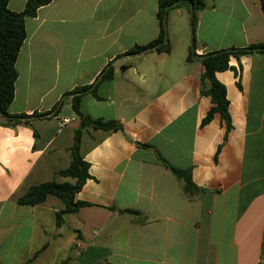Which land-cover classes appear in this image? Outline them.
<instances>
[{"label": "crops", "instance_id": "1", "mask_svg": "<svg viewBox=\"0 0 264 264\" xmlns=\"http://www.w3.org/2000/svg\"><path fill=\"white\" fill-rule=\"evenodd\" d=\"M26 2L8 0V9ZM202 2L196 55L264 44L259 0ZM157 12L158 0H53L25 17L7 113L32 118L0 119V264H264V54L230 57L215 73L230 129L217 113L203 124L212 103L200 60L187 61V11L167 14L169 53L131 52L158 39ZM109 68L111 80L81 93V111L122 128L82 129L90 178L75 202L89 206L57 228L58 199L16 201L31 186L67 180L57 173L71 162L79 118L62 98ZM64 118L73 121L61 126ZM171 168L189 171L197 190L185 192Z\"/></svg>", "mask_w": 264, "mask_h": 264}, {"label": "trees", "instance_id": "2", "mask_svg": "<svg viewBox=\"0 0 264 264\" xmlns=\"http://www.w3.org/2000/svg\"><path fill=\"white\" fill-rule=\"evenodd\" d=\"M53 0H27L22 12H12L8 9V0H0V119L3 124L19 122L17 119H11L7 113V108L14 98V84L17 79L15 62L19 50L25 40V17H34L38 8L49 4ZM193 4V17L190 18V27L192 40L195 43V25L197 21V13L203 8L202 0H158L157 17L161 26V32L156 41L146 47H137L131 52L143 51L153 45L163 41L165 30L163 27V15L167 10V14L171 10L184 8L187 13L190 12V4ZM260 8L264 10V0H259ZM257 48H264V44L251 45L246 48L233 49L232 51H218L210 56H205L200 60L204 68L201 75L202 93L208 96L212 106L203 119V124L209 123L214 114H219L225 123L227 131L230 129V119L228 114V101L226 99L225 87L215 78V73L229 69V58L239 59L241 56L252 55L254 53L264 54V51H256ZM171 50L169 43L158 46L157 52L169 53ZM187 61H192L191 53L187 56ZM113 78V70L109 68L104 72L102 80H111ZM91 86H84L74 89L72 93L76 94L70 99L73 112L79 118V128L75 131L73 144L70 148L71 162L69 166L57 173L59 177L67 179L64 182H44L31 186L16 203L19 206H37L44 203L49 197L60 200L63 208L55 213V225L60 228L64 224L65 216L75 214L81 208L89 206L84 202H75V195L81 190L82 186L90 178L88 173L89 165L80 154L81 132L84 128H93L104 131L121 130V125L116 121H103L101 119H92L81 111V93L87 91ZM95 89L91 91L94 95ZM68 95V94H66ZM50 114V113H48ZM44 117V115H33ZM18 117H27L24 115ZM29 123V120L25 121ZM36 135V133H35ZM174 176L184 182V189L187 193H193L197 188L193 185L190 172L181 171L171 168ZM70 180V181H69ZM139 217V222H143L144 218L138 212L130 211ZM30 260L25 264H30Z\"/></svg>", "mask_w": 264, "mask_h": 264}, {"label": "water", "instance_id": "3", "mask_svg": "<svg viewBox=\"0 0 264 264\" xmlns=\"http://www.w3.org/2000/svg\"><path fill=\"white\" fill-rule=\"evenodd\" d=\"M189 4H190V12H189V16H190V18H192V17H193V13H194V10H193V4H192L191 2H189ZM167 10H168V9H166V10L164 11V15H163V27H164V30H165V27H166V21H167ZM166 43H167V38H166V34H165V37H164V39H163L162 42H160V43H158V44H156V45H153L152 47H149V48H147V49H145V50L139 52L138 54H143V53H145V52H147V51L154 50V49H156L158 46L164 45V44H166ZM190 47H191V58H192L193 60H201V59L204 58L205 56H210V55L214 54V53H210V54L203 55V56L196 55V54L194 53V48H193V47H194V42H193V40H192V33H191V43H190ZM232 50H233V49H230V50H227V51H232ZM255 50H256V51H264V48H257V49H255ZM130 67H131V64H130V63H125V64L121 67V70H122V71H125L126 69H128V68H130ZM104 72H105V71H103V72L99 75V77L95 80V82L93 83V85H92L88 90H92V89L98 84V82L100 81V79L103 77ZM75 95H76V94H68V95H64L63 98H62V100H63L64 98H72V97H74ZM61 104H62V101L59 102V103L57 104V107L55 108V110L53 111V113L57 112V110H58V108L61 106ZM31 118H32V117H11V119H17V120H23V121L29 120V119H31Z\"/></svg>", "mask_w": 264, "mask_h": 264}, {"label": "rangeland", "instance_id": "4", "mask_svg": "<svg viewBox=\"0 0 264 264\" xmlns=\"http://www.w3.org/2000/svg\"><path fill=\"white\" fill-rule=\"evenodd\" d=\"M186 19V18H185ZM165 34H166V38H167V40H168V37H167V21H166V27H165ZM77 123H73L72 125H76ZM57 199V198H56ZM60 201V200H59ZM62 204V203H61ZM48 217V216H47ZM46 221H47V226H48V228H50V226H51V221H50V219H49V217L48 218H46ZM51 229V228H50Z\"/></svg>", "mask_w": 264, "mask_h": 264}, {"label": "built area", "instance_id": "5", "mask_svg": "<svg viewBox=\"0 0 264 264\" xmlns=\"http://www.w3.org/2000/svg\"><path fill=\"white\" fill-rule=\"evenodd\" d=\"M71 121H73V118L72 119H67V118L61 119L60 125L64 126V125H66L67 123H69Z\"/></svg>", "mask_w": 264, "mask_h": 264}]
</instances>
